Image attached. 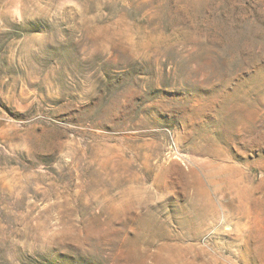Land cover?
<instances>
[{"label":"rangeland","instance_id":"obj_1","mask_svg":"<svg viewBox=\"0 0 264 264\" xmlns=\"http://www.w3.org/2000/svg\"><path fill=\"white\" fill-rule=\"evenodd\" d=\"M0 264H264V0H0Z\"/></svg>","mask_w":264,"mask_h":264}]
</instances>
